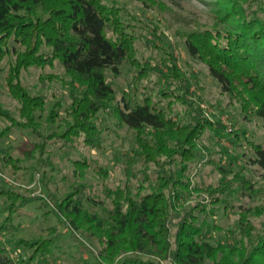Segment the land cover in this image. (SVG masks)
Returning <instances> with one entry per match:
<instances>
[{
    "label": "trees",
    "instance_id": "16d2710c",
    "mask_svg": "<svg viewBox=\"0 0 264 264\" xmlns=\"http://www.w3.org/2000/svg\"><path fill=\"white\" fill-rule=\"evenodd\" d=\"M218 10L212 28L185 37L186 52L192 58L206 57L208 74L225 94L234 93L233 78L243 80L254 101L253 115L264 121V0H221ZM119 15L118 10L100 0H0V63L7 51L17 55L25 46L27 53L18 54L13 71L17 73L21 66L43 67L46 62H57L64 72L71 102L63 107L62 124L56 127L62 129L57 136L63 146L75 142L74 137L80 135L83 145H98L101 129L93 117L99 110L112 109L118 122L134 132V153L157 167L152 174L154 182L148 183L145 174L146 186L140 184L135 193L127 187L124 191H109L112 208L104 210V214L85 209L82 191L77 187L60 200L53 199L51 209L46 200L52 199L51 191L43 180L45 172L39 168L35 172L42 178L45 199L20 197L0 177V234L9 231L18 209L38 201L42 209L51 210L45 215L55 213L64 220L71 236L78 231L102 245L93 260L84 264H160L169 258L172 264H205L208 260L213 264H264V233H254L251 226L241 224L242 237L238 242L212 245L203 237L204 221L198 224L197 214L214 216L215 209L212 206L207 211L206 205L188 202L193 192L204 191L210 196L216 193L209 187L191 188L188 178L189 163L195 161L198 153L194 141L211 123L196 110L189 123L176 124L167 116L166 107H159L155 98L146 96L133 106L127 100L115 104V88L107 82V76H118L132 51ZM12 78L8 77V85L12 93L18 94L20 118L26 125L24 121L14 123L5 114L0 113V118H8L11 126L29 133L32 139L25 147L32 146L34 153L31 152L33 157L24 156V161L34 160L43 166L46 138L42 139L38 122L43 117L45 99L31 95ZM161 90L160 95L164 94ZM181 101L193 108L192 102L185 98ZM56 106L62 109L59 102ZM58 116L51 107L47 123L52 124ZM8 136L9 131L0 132V137ZM0 150L2 174L13 156ZM251 151L252 163L264 171V146L253 144ZM218 194L223 196L222 192ZM174 219L177 227L172 236L168 225ZM55 229L49 228L48 233ZM50 238L8 240L14 249L23 250L15 262L0 243V264H44L53 254L54 239ZM38 247L45 248L41 252Z\"/></svg>",
    "mask_w": 264,
    "mask_h": 264
},
{
    "label": "rangeland",
    "instance_id": "374dc122",
    "mask_svg": "<svg viewBox=\"0 0 264 264\" xmlns=\"http://www.w3.org/2000/svg\"><path fill=\"white\" fill-rule=\"evenodd\" d=\"M100 1L118 10L132 45L130 58L121 66L120 74L107 76V82L115 88V104L127 100L133 106L146 96L155 98L159 107H166L167 116L176 124L189 123L196 110L211 123V127L194 141L198 153L195 161L189 163L188 172L191 188L203 190L209 187L217 193L210 196L204 191L193 192L188 200L190 205H206L207 211L213 206L216 211L214 216H204L196 211L198 224L204 221L203 237L212 245L222 242L232 245L242 237L241 224L251 226L254 233H264V171L252 163L251 151L253 144L264 146V121L253 115L254 101L243 80L233 78L234 93H223L208 74L206 57H190L184 45L188 34L215 25L214 17L221 0ZM11 41L7 44L9 48ZM23 47L19 55H26ZM7 52L0 63V113L16 124L24 121L20 118L18 94L12 93L8 77L13 76L11 81L22 84L31 95L45 99L43 117L38 123L42 139L46 138L43 156L46 161L43 166L34 160L24 161V156L33 157L32 146L25 147L32 138L27 131L11 126L8 118H0V132L9 131L8 137H0V148L13 156L11 164L1 172L9 180L4 183L11 184L20 197L45 199L46 194L41 190L42 178L35 172L39 168L40 172H45L43 180L51 191L52 199H46L51 209L53 199L60 200L62 195L77 187L82 191L84 208L104 214V210L112 208L113 198L109 191H124L127 187L135 193L140 184L146 186V176L148 183L154 182L155 163L146 162L134 153L135 134L118 122L112 109L99 110L93 117L95 125L101 129L98 145L93 148L83 145L80 135L74 137L75 142L72 140L70 145L63 146L62 139L57 136L62 129L56 127L62 124L63 107L71 101L62 68L57 62L49 65L46 62L43 67L38 64L18 67L16 73L13 66L19 55L10 50ZM161 89H164L162 95ZM184 98L192 102L193 108L181 101ZM57 102L62 109L56 106ZM51 107L59 116L49 124L46 118ZM22 123L26 125L25 121ZM74 143L77 144L72 145ZM23 153L26 154L22 156ZM220 192L223 196L218 194ZM47 211L51 210L42 209L38 201H33L13 215L9 231L0 234V243L5 246L9 258L17 261L23 250L14 249L8 240L51 237L54 239L53 254L44 264L92 261L102 245L94 239L88 240L78 231H73L71 236L64 220L55 213L45 215ZM176 224L174 219L168 225L172 236ZM51 227L56 229L48 233ZM44 248L38 247L37 251L42 252ZM160 264H172V259L162 260ZM205 264L213 263L208 260Z\"/></svg>",
    "mask_w": 264,
    "mask_h": 264
},
{
    "label": "built area",
    "instance_id": "2783aa9c",
    "mask_svg": "<svg viewBox=\"0 0 264 264\" xmlns=\"http://www.w3.org/2000/svg\"><path fill=\"white\" fill-rule=\"evenodd\" d=\"M0 177H2L5 180V182H9V180L4 175L0 174Z\"/></svg>",
    "mask_w": 264,
    "mask_h": 264
}]
</instances>
